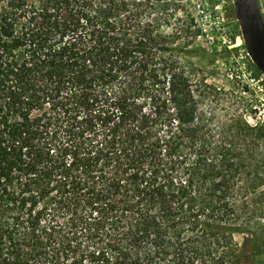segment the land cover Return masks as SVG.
Instances as JSON below:
<instances>
[{
    "label": "trees",
    "instance_id": "obj_1",
    "mask_svg": "<svg viewBox=\"0 0 264 264\" xmlns=\"http://www.w3.org/2000/svg\"><path fill=\"white\" fill-rule=\"evenodd\" d=\"M183 4L0 0V264L264 255V129L189 61Z\"/></svg>",
    "mask_w": 264,
    "mask_h": 264
},
{
    "label": "rangeland",
    "instance_id": "obj_2",
    "mask_svg": "<svg viewBox=\"0 0 264 264\" xmlns=\"http://www.w3.org/2000/svg\"><path fill=\"white\" fill-rule=\"evenodd\" d=\"M183 8L193 18L189 39L213 53L207 62L189 61L202 66L208 83L223 87V97L227 96L229 102L225 101L222 109L236 110L246 125L264 129V75L247 55L232 0H184ZM222 39L231 42L229 48L219 45ZM256 70L260 75L255 76ZM256 264H264V255L256 259Z\"/></svg>",
    "mask_w": 264,
    "mask_h": 264
},
{
    "label": "water",
    "instance_id": "obj_3",
    "mask_svg": "<svg viewBox=\"0 0 264 264\" xmlns=\"http://www.w3.org/2000/svg\"><path fill=\"white\" fill-rule=\"evenodd\" d=\"M248 57L264 75V19L256 0H232Z\"/></svg>",
    "mask_w": 264,
    "mask_h": 264
},
{
    "label": "built area",
    "instance_id": "obj_4",
    "mask_svg": "<svg viewBox=\"0 0 264 264\" xmlns=\"http://www.w3.org/2000/svg\"><path fill=\"white\" fill-rule=\"evenodd\" d=\"M260 12H261V14H262V17H263V19H264V15H263V13H262V10H261V8H260ZM230 41H227V39H222V41H221V43H219V45L221 46V47H227V48H229V45H230Z\"/></svg>",
    "mask_w": 264,
    "mask_h": 264
},
{
    "label": "flooded vegetation",
    "instance_id": "obj_5",
    "mask_svg": "<svg viewBox=\"0 0 264 264\" xmlns=\"http://www.w3.org/2000/svg\"><path fill=\"white\" fill-rule=\"evenodd\" d=\"M260 2H263L262 4L264 5V0H256V3H257L259 8H260V5H261Z\"/></svg>",
    "mask_w": 264,
    "mask_h": 264
},
{
    "label": "bare ground",
    "instance_id": "obj_6",
    "mask_svg": "<svg viewBox=\"0 0 264 264\" xmlns=\"http://www.w3.org/2000/svg\"><path fill=\"white\" fill-rule=\"evenodd\" d=\"M238 44H240V41H238Z\"/></svg>",
    "mask_w": 264,
    "mask_h": 264
}]
</instances>
